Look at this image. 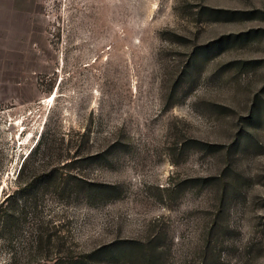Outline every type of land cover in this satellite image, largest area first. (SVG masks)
Segmentation results:
<instances>
[{
    "label": "rangeland",
    "instance_id": "1",
    "mask_svg": "<svg viewBox=\"0 0 264 264\" xmlns=\"http://www.w3.org/2000/svg\"><path fill=\"white\" fill-rule=\"evenodd\" d=\"M33 147L118 196L20 199L0 264H264V0H0V211Z\"/></svg>",
    "mask_w": 264,
    "mask_h": 264
},
{
    "label": "trees",
    "instance_id": "2",
    "mask_svg": "<svg viewBox=\"0 0 264 264\" xmlns=\"http://www.w3.org/2000/svg\"><path fill=\"white\" fill-rule=\"evenodd\" d=\"M207 146H215V144H205ZM35 147V146H34ZM34 147L30 150V152L25 156L23 162L21 163L20 169L17 174L18 179V189L15 190L16 196H11L14 193H9L5 200H11V203L5 207L2 211H0V215L2 216V223L4 226H9L12 223V220L16 218V204L20 199H25L26 201L36 200L38 201L37 194L39 193L42 187H48L52 183L56 185H62L65 189L70 187L71 193H76V196L84 195L87 200L90 202L95 201H103L104 199H108L109 197L118 196L117 186L107 182H99L92 181L82 177H76L72 174L63 175L59 177V175L53 171H44L39 172V166H33L29 172L26 174V170H28L29 163L31 160L34 162L32 156L36 153V151L32 154ZM94 158V155H86L82 160H91ZM31 172V174H30ZM1 220V218H0ZM16 220V219H15ZM155 237V236H154ZM159 239V236L156 237ZM130 251L129 254L141 256L138 258V264H157L158 257L156 253V247H161V244L157 241L152 246H149V243L136 240L130 241ZM119 254V253H118ZM87 255H81L79 258H72V263L79 264H91L87 260ZM72 257V256H71Z\"/></svg>",
    "mask_w": 264,
    "mask_h": 264
}]
</instances>
